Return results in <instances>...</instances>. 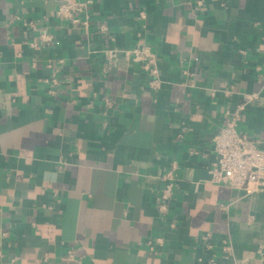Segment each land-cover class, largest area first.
Instances as JSON below:
<instances>
[{
  "label": "crops",
  "instance_id": "1",
  "mask_svg": "<svg viewBox=\"0 0 264 264\" xmlns=\"http://www.w3.org/2000/svg\"><path fill=\"white\" fill-rule=\"evenodd\" d=\"M64 1L82 0H0V264H198L206 233L218 257L232 246L220 264H264V188L209 173L227 113L243 108L238 129L264 150V0H93L78 29L55 18ZM29 21L55 43L31 47ZM138 41L160 58L158 91L124 54ZM173 160L162 217L157 179Z\"/></svg>",
  "mask_w": 264,
  "mask_h": 264
},
{
  "label": "built area",
  "instance_id": "2",
  "mask_svg": "<svg viewBox=\"0 0 264 264\" xmlns=\"http://www.w3.org/2000/svg\"><path fill=\"white\" fill-rule=\"evenodd\" d=\"M93 3V0L64 1L56 11L55 18L62 22L71 23L75 29L81 26L88 28L89 10ZM27 25L33 30H39L38 35L30 43L34 49H41L55 43L54 34L46 29L39 28L37 22L29 21ZM124 54L138 64L147 75L148 86L151 90L158 91L162 88L165 82L161 77L160 58L156 52L145 43L138 41L132 49L125 51ZM116 60L117 51L107 50L104 71L112 70L115 67ZM58 62L64 63V60L59 59ZM47 82L48 93L51 96H56L60 85V80L56 74L53 73ZM257 98L258 95L254 94L246 99ZM105 104L112 107L113 101L106 97ZM242 111L243 108H240L235 112L227 113L220 129L213 137L211 150L216 156V161L210 168L209 173L211 175L210 181L213 184L251 193L264 188V150L261 142L239 131L238 125L242 120ZM187 132V128L184 127L180 136ZM157 180L160 183L158 209L160 215L165 217L170 213L181 182L180 168L177 161H171L168 169ZM221 208L224 209L225 206L221 205ZM171 226L175 228L174 224ZM195 241L204 251V255L198 259V264H220L223 259L231 256L232 246L226 239L221 241L223 252L221 258L214 252L216 243L212 241L210 234H202ZM147 244L151 251L159 252L164 246L165 240L163 237H154L150 238ZM68 257L69 259H75L73 250L68 252ZM242 263L243 261L236 262V264Z\"/></svg>",
  "mask_w": 264,
  "mask_h": 264
}]
</instances>
